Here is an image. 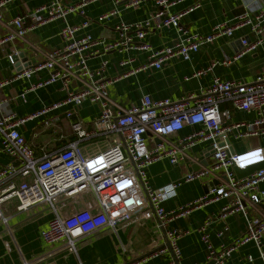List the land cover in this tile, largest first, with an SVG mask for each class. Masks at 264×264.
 Wrapping results in <instances>:
<instances>
[{
	"label": "built area",
	"instance_id": "built-area-1",
	"mask_svg": "<svg viewBox=\"0 0 264 264\" xmlns=\"http://www.w3.org/2000/svg\"><path fill=\"white\" fill-rule=\"evenodd\" d=\"M14 0H0V24L7 32L0 37V46L17 39H25L27 33L55 19H67L71 13L85 15L86 7L97 0H78L66 5L60 0H52L33 11L11 19L4 18V9ZM245 11L234 21L215 26L208 35L190 33L181 23L182 17L194 8L196 3L185 11L171 12L177 1L172 0H127L126 6L138 8L147 2H154L158 8L149 17L134 22L121 21L116 25L118 37L112 41H102L91 33L79 35L91 21L85 19L78 25L67 23L61 29L63 45L49 52L45 60L18 69L15 78H30L44 69L49 70L47 79L32 85L29 90L62 81L67 95L62 101L46 106L29 116H19L9 107V98L0 96V153L19 160L17 166L0 169V223L8 225L9 218L4 214L2 205L12 197H18V210H25L33 205L46 203L53 217L41 237L49 246L63 243L61 251L77 253V243L84 237L97 233L106 227L117 229L120 223L140 219H155L165 228V236L173 251L169 264H182L179 239L182 230L170 228L169 224L187 216L194 209L212 201L227 199L222 207V217L235 211L244 213L247 221L245 233L230 246L215 249L207 232L209 220L202 226V239L207 245L208 254L204 264H224L232 252L248 242H255L259 250L261 264H264V217L251 215L250 207L264 202V167L254 173L239 177L235 167L245 169L248 166L264 162L263 148L257 147L240 153L230 151L229 135L236 129L247 126L249 133H237V137L259 134L251 129L252 125L264 123V70L252 82L224 80L215 77L212 84L198 95L172 100L165 98L153 100L143 97L139 104L129 107L114 101L109 93L111 78L106 79L104 72L109 64L103 60L99 67L92 69L89 59L95 54L109 51L129 53L133 50L148 53V59L138 67H132L127 74L154 67L160 69L174 56L190 60L204 44L213 42L217 37H233L237 29L248 27L253 39L241 37L243 49L234 59L246 52L259 49L264 51V2L262 0H244ZM112 10L104 13L99 20L115 15ZM173 28L176 41L172 45L155 48L146 41L151 30ZM102 45V50L98 49ZM19 51L8 54L16 65ZM135 61L128 56L120 61L126 66ZM229 61H224L228 63ZM213 63L206 70H200L199 76L211 70ZM126 74V75H127ZM78 81L81 87L71 89L70 84ZM7 81H0V89ZM25 99V93L22 94ZM95 103L100 112L92 122L90 129L83 127L81 121H72L71 126L77 134V140L64 144L53 152L44 151L37 155L34 147L20 131V126L29 119L45 116L51 110L67 105L73 108L84 103ZM229 102L235 109L242 111L256 110L258 119L254 123H231L230 110H221L220 104ZM68 118L74 116V110L66 112ZM44 124L50 126V121ZM199 125V128H197ZM185 126H192L188 134L172 140L171 136ZM155 143L149 146L150 139ZM103 138V147H90L95 139ZM160 140L158 142L157 140ZM86 142L83 146L81 142ZM199 143H208L212 163L203 165L196 171L187 173L181 180L154 189L148 182V168L154 162L168 157L172 164L179 163L186 151ZM221 171L223 177L217 176ZM20 175L28 180L21 184L8 181V177ZM220 179L219 184L210 188L203 196L189 203L166 210L163 202L177 196L182 183L191 182L207 176ZM5 182L7 184H5ZM5 184V185H4ZM85 193H92L94 201L85 204L70 214L62 213V205L70 201L81 200ZM225 226V231L228 230ZM221 231L219 234H223ZM250 260L252 259L249 256ZM37 260L25 261L23 264H35Z\"/></svg>",
	"mask_w": 264,
	"mask_h": 264
},
{
	"label": "crops",
	"instance_id": "crops-1",
	"mask_svg": "<svg viewBox=\"0 0 264 264\" xmlns=\"http://www.w3.org/2000/svg\"><path fill=\"white\" fill-rule=\"evenodd\" d=\"M52 0H14L5 7L4 18L24 15L35 8L47 4ZM69 5L78 0H60ZM127 0H97L85 9V15L78 12L67 16V23L78 25L85 19L91 21L90 25L82 29L79 35L91 33L95 38L112 41L118 37L116 25L121 22H134L146 19L157 10L154 2H147L138 8L127 7ZM177 1L171 7V12H180L189 9L196 3L200 6L188 11L181 19V23L190 33L208 35L213 28L221 23L232 22L245 11L244 0H172ZM264 2V0H262ZM115 10L117 13L104 20L99 17L104 13ZM64 19H55L45 25L37 27L27 33L25 39H17L7 45L0 46V81L7 83L0 89V96L9 98V107L19 116H29L46 106L65 99L67 92L62 81H57L33 90L29 88L41 80L47 79L49 70L44 69L30 78H15L18 69L37 64L45 60L46 55L63 45L61 29L66 24ZM7 29L0 24V37L5 35ZM250 37L248 27L235 31L233 37L222 35L213 42L204 44L192 54L190 60L174 56L162 68L149 67L132 74L127 72L132 67H138L148 59V53L133 50L129 53L109 51L95 54L89 59V66L95 69L105 59L109 64L104 72L106 79L111 78L109 93L114 101L129 107L139 104L144 96L153 100L170 98L179 100L190 95H198L209 87L215 77L224 80H238L252 82L264 70V51L259 49L246 52L234 59L243 49L241 37ZM177 33L173 28L151 30L146 41L155 48L175 43ZM102 50V45L97 47ZM19 51L16 65H13L8 54ZM133 56L132 64L122 66L120 61ZM229 61L224 63V61ZM213 63L215 66L205 74L195 75L200 70H206ZM127 74V75H126ZM81 87L78 81L72 82L70 88L77 90ZM25 93V99L22 94ZM221 110H230L231 123H254L258 119V112L235 109L231 103L220 104ZM74 110V116L68 118L66 112ZM100 112V106L86 102L73 108L72 105L51 110L47 115L27 120L20 126V131L34 147L37 155L44 151L53 152L64 145L77 140V134L72 129V121H81L83 127L90 129L92 122ZM50 121V126L44 124ZM264 123L252 125L251 129H262ZM192 126H185L181 131L171 136L172 140L184 136L192 131ZM199 128V125H197ZM249 133L247 126L234 130L229 135L230 149L233 153H240L249 149L261 147L264 151V133L248 134L237 137V133ZM152 147L155 143L151 140ZM1 140V138H0ZM86 142L81 144L86 146ZM209 148L208 143H199L186 151V156L177 163L172 164L168 157L154 162L148 168V182L157 189L166 184L181 180L187 173L200 169L204 164L202 156ZM212 163L209 157L208 164ZM18 160L5 153H0V169L17 166ZM264 167V162L261 164ZM217 176L223 177L219 171ZM28 180L20 175L8 177L6 182L13 181L21 184ZM5 182V184H7ZM220 179L207 176L191 182L182 183L177 190V196L163 202L166 210L178 207L206 194L210 188L219 184ZM4 184V185H5ZM264 187V183H262ZM95 199L92 193H85L81 200L70 201L62 205V213L70 214ZM228 203L227 199L212 201L202 207L194 209L190 214L173 220L168 227L182 230L179 239L181 248L180 262L182 264H204L208 254L207 245L202 239L201 228L209 220L207 232L210 242L215 249L230 246L237 238L242 236L247 228L246 217L243 212L235 211L222 217V207ZM19 199L12 197L4 202L2 210L9 218L8 225L0 223V264H23L25 261L37 260L35 264H169L173 251L167 246L165 228L161 227L155 219H140L133 222L120 223L117 229L106 227L103 230L82 238L77 243L78 251H61L63 243L54 247L49 246L41 237V232L49 225L53 213L46 203L33 205L25 210H18ZM251 215L264 217V202L249 208ZM228 226L225 231L224 227ZM225 231L223 234H219ZM249 256L252 257L250 260ZM224 264H261L259 250L255 242L251 241L240 246L232 252L231 257Z\"/></svg>",
	"mask_w": 264,
	"mask_h": 264
},
{
	"label": "water",
	"instance_id": "water-1",
	"mask_svg": "<svg viewBox=\"0 0 264 264\" xmlns=\"http://www.w3.org/2000/svg\"><path fill=\"white\" fill-rule=\"evenodd\" d=\"M157 141L160 142L159 139ZM230 151L233 153L232 149H230ZM210 154H211L210 152H207L205 155L202 156V160H203L204 165H208V159L210 157ZM18 162H20V161L18 160ZM261 164L262 163L256 164V165H251L245 169H240L238 167H235L234 169H235L236 174L239 177H246V176L254 173L256 170H259L260 168H262L263 166H261ZM167 246H170L168 241H167Z\"/></svg>",
	"mask_w": 264,
	"mask_h": 264
},
{
	"label": "rangeland",
	"instance_id": "rangeland-1",
	"mask_svg": "<svg viewBox=\"0 0 264 264\" xmlns=\"http://www.w3.org/2000/svg\"><path fill=\"white\" fill-rule=\"evenodd\" d=\"M92 145L90 147H93L95 149H99L98 146H101V148L103 147L104 143H103V138L101 139H95L92 142H90Z\"/></svg>",
	"mask_w": 264,
	"mask_h": 264
},
{
	"label": "trees",
	"instance_id": "trees-1",
	"mask_svg": "<svg viewBox=\"0 0 264 264\" xmlns=\"http://www.w3.org/2000/svg\"><path fill=\"white\" fill-rule=\"evenodd\" d=\"M64 144H66V143H64Z\"/></svg>",
	"mask_w": 264,
	"mask_h": 264
}]
</instances>
